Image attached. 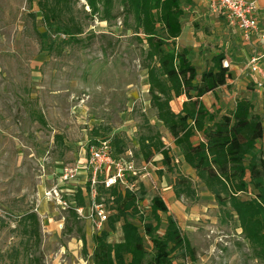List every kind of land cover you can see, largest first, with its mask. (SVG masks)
Listing matches in <instances>:
<instances>
[{"label": "rangeland", "instance_id": "rangeland-1", "mask_svg": "<svg viewBox=\"0 0 264 264\" xmlns=\"http://www.w3.org/2000/svg\"><path fill=\"white\" fill-rule=\"evenodd\" d=\"M37 1L0 0V264H26L19 220L31 209L39 215L41 254L46 264H93V235L99 230L87 217V149L91 143L114 135L124 140L127 149L123 165L128 168L132 164L138 173L132 178L131 171H125L124 186H142L141 191H145L140 202L142 215L153 220L151 198L161 195L169 214L195 248V264H264L242 233L237 216L222 211L159 121L151 105L147 70L141 64L143 45L132 30L122 25L121 18L111 23L90 18L85 1L77 0L75 14L85 25L84 33L75 42L60 33L50 39ZM201 6L199 1L194 6L184 5L185 18L195 16ZM207 9L213 14L208 5ZM260 23L264 29V16ZM192 26V30L186 28L177 45L190 49L199 72L220 52L226 54L233 70L227 85L204 96L205 104L229 111L239 97L248 96L253 98L255 112L263 115L264 90L255 81L264 83V77L253 72L249 63L255 57L264 70V46L242 42L237 32L222 24L215 27L193 21ZM50 40L55 41L52 46L48 45ZM183 100L172 102L174 110L181 108ZM33 110L44 114L47 126L34 120ZM151 130L162 135L175 168L193 179L197 200L176 197L174 175L166 171L160 154L150 162L142 159L138 141ZM144 165L147 169H142ZM66 167L76 169L78 175L69 184L61 181ZM108 170L113 173L112 166ZM77 194H82L87 208L86 216L75 220L69 207L75 206ZM106 199L104 195L102 200ZM103 202L111 214L113 207ZM160 215L163 224L158 233L163 234L168 214ZM139 217L129 213L128 219L142 230ZM79 228L87 236L88 254L82 251ZM108 230L110 241L121 240V223ZM17 248L19 259H12ZM173 258L175 264H191L178 252Z\"/></svg>", "mask_w": 264, "mask_h": 264}, {"label": "trees", "instance_id": "trees-1", "mask_svg": "<svg viewBox=\"0 0 264 264\" xmlns=\"http://www.w3.org/2000/svg\"><path fill=\"white\" fill-rule=\"evenodd\" d=\"M90 18L97 17L111 23L118 18L132 30L133 37L142 45L141 64L147 70L151 105L157 117L170 133L186 164L195 172L199 182L214 196L222 211L236 215L245 238L255 256L264 261V104L263 115L255 112L253 98L239 97L229 111L209 108L203 98L216 93L233 78V70L225 53L212 56L211 64L202 72L191 58L187 47L179 48L178 39L184 31L185 6H194L195 0H84ZM40 20L49 38L56 33L69 42L77 41L85 25L75 14L77 0H38ZM120 6L121 10H117ZM50 40L49 46L54 44ZM255 81L256 86L264 83ZM184 98L176 111L172 102ZM35 121L47 126L42 112H31ZM152 128V127H151ZM95 134H98L95 131ZM199 139L197 140V138ZM56 139L62 142L60 135ZM109 140L113 157L122 161L127 152L124 140L114 135ZM139 152L150 162L156 154L162 156L166 171L174 175L173 191L176 197L197 200L198 190L193 179L175 168L170 148L158 131L151 130L140 137ZM134 178V177H132ZM126 187L119 182L111 187L99 186V201L113 207L105 227L93 235V264H175L173 255L197 261L195 248L182 233L176 219L169 214V206L159 194L151 198L152 221L146 220L140 210L145 191ZM254 195L242 198L243 194ZM106 195L107 199L102 200ZM75 206L69 207L70 216L80 217L77 206H85L82 194H77ZM104 203V202H103ZM105 205V204H104ZM112 205V206H111ZM129 213L139 215L143 229L128 219ZM168 214L163 234H159L163 219ZM121 223L122 238L112 242L110 230ZM23 227L21 246L26 264H46L41 254L42 232L38 213L31 209L19 220ZM108 227V228H107ZM88 254L87 236L78 229ZM148 243L150 246H148ZM151 247V248H150ZM20 251L11 255L19 259Z\"/></svg>", "mask_w": 264, "mask_h": 264}, {"label": "built area", "instance_id": "built-area-1", "mask_svg": "<svg viewBox=\"0 0 264 264\" xmlns=\"http://www.w3.org/2000/svg\"><path fill=\"white\" fill-rule=\"evenodd\" d=\"M207 5L211 12L223 14L227 24L230 27L237 28L245 42L251 41L259 29V5L257 0H207ZM225 65L227 66L228 62H225ZM249 67H251L253 72L259 73L264 77V70L257 58H251ZM259 85H262L261 81ZM87 150L88 160L86 168L88 169V208L90 210L87 217L96 225L97 230L101 231L108 221V213L104 203L98 199L99 186L111 187L119 182L126 184L125 171L130 170L133 177H136L138 173L133 169L132 164L126 168L121 160L113 157L109 140H97L91 143ZM111 166L113 173H107ZM142 169H147V165H144ZM77 178V170L68 167L63 170L61 175V181L65 184H69ZM86 208V206H77L75 207V211L79 217H84L86 216Z\"/></svg>", "mask_w": 264, "mask_h": 264}, {"label": "crops", "instance_id": "crops-1", "mask_svg": "<svg viewBox=\"0 0 264 264\" xmlns=\"http://www.w3.org/2000/svg\"><path fill=\"white\" fill-rule=\"evenodd\" d=\"M195 1L196 2L199 1V4H202V6H201L200 9L195 10L196 11L195 13H197L195 16L190 17L189 19L184 18V31H183L182 36L178 39V41H180L181 39L183 40V36L185 34V30H186L187 27H189V30L193 29V26H192L193 21H195V22L196 21L197 22L204 21L205 25H208V23H210V24L214 25L215 27H219V25L222 24L223 26L231 28L232 30H234L235 32L238 33V36H239L240 40L243 42V39L241 37L240 31L237 28H235V27H230L227 24L226 19H225L223 14H220V13L211 14L209 12V10L207 9V4H206L205 0H195ZM257 1H258V5H259V9H258L259 29L254 34L251 42L248 43V44L263 45L264 46V29L262 28L261 23H260V19L264 16L263 15V13H264V0H257ZM185 10H186V8H185ZM220 17L222 19H220ZM245 43H247V42H245ZM85 164H87V162ZM87 175H88V170H87V173H86L85 177H87Z\"/></svg>", "mask_w": 264, "mask_h": 264}]
</instances>
